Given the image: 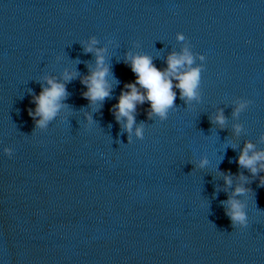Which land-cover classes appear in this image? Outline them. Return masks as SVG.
<instances>
[{"label": "clouds", "instance_id": "clouds-1", "mask_svg": "<svg viewBox=\"0 0 264 264\" xmlns=\"http://www.w3.org/2000/svg\"><path fill=\"white\" fill-rule=\"evenodd\" d=\"M177 38L183 40L182 34H178ZM97 43L92 38L90 43L85 45V52H95L96 68L90 71V74L81 79V83L85 87L82 95L90 103L103 102L110 97L112 91V83L109 81V68L105 66L103 49L94 48ZM203 59V57H201ZM127 63L135 74V81L124 85L126 91H121L118 102L113 105V115L119 123L122 119L125 121L123 127L126 131L131 132L136 123L135 113L137 105H149L146 110L147 118L152 119L154 116L164 120L168 116V112L175 106L176 92L174 88L179 89L180 98L185 103L197 98V89L200 83V69L191 67L194 63L193 56L185 48L182 54L172 53L167 57V68L161 70L157 68L151 57L146 55L127 56ZM187 66V68H186ZM186 69V70H185ZM76 76L74 72L65 71L63 81L60 82L54 78H45L47 87L41 85V91L38 95L32 96L34 108H29L28 115L33 119L36 128H44L58 114L63 101L67 98L66 82L72 80ZM173 80L176 81L173 84ZM143 89V91H141ZM247 101H240L234 108V115L239 114L247 107ZM91 120V117H86ZM221 127L225 124V117L220 111L212 121ZM240 126H234V132L239 133ZM142 127L136 128V135L142 136ZM264 140V137L261 138ZM4 153L9 158L13 155V149L4 148ZM239 167L247 169L252 176L258 177L259 185L264 187V151H255V146L246 142L241 150L237 161ZM208 164L207 159H201L197 167L203 168ZM240 179L247 182V177L243 173L238 174ZM226 185H232L231 174L224 175ZM248 191L244 186H236L232 196L226 202L227 208L225 214L232 222L233 228L244 229L248 226V215L245 205L234 197L241 196Z\"/></svg>", "mask_w": 264, "mask_h": 264}]
</instances>
